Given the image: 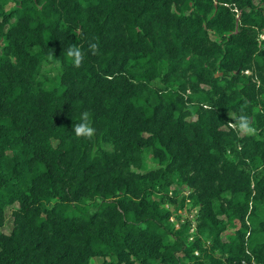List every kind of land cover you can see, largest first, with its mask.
Wrapping results in <instances>:
<instances>
[{
	"label": "trees",
	"instance_id": "1",
	"mask_svg": "<svg viewBox=\"0 0 264 264\" xmlns=\"http://www.w3.org/2000/svg\"><path fill=\"white\" fill-rule=\"evenodd\" d=\"M207 2L15 0V25L0 10V227L6 207L13 219L0 230V264H220L209 250L228 264H264V175L251 188L242 168L264 149V91L242 73L254 44L242 30L225 35L227 9ZM72 45L79 66L67 57ZM42 62L60 71L35 92ZM229 110L248 116L251 135L238 137ZM85 113L90 138L74 132ZM146 150L158 165L141 171ZM184 170L202 199L230 192L246 204L255 192L247 240L242 229L231 242L208 203L211 245L186 242L189 224L175 229L155 197Z\"/></svg>",
	"mask_w": 264,
	"mask_h": 264
},
{
	"label": "rangeland",
	"instance_id": "2",
	"mask_svg": "<svg viewBox=\"0 0 264 264\" xmlns=\"http://www.w3.org/2000/svg\"><path fill=\"white\" fill-rule=\"evenodd\" d=\"M211 1V3H217L218 5L227 9L225 16L220 23V29L228 35V33H234L237 36L241 33V30L245 33L248 39L251 41L253 46V58L246 62L247 68L242 71V73L249 77L251 81H254L260 91H264V11L259 14V11H251L252 8H256L259 0H251V7L245 8L243 0H202V4L206 7V2ZM208 3V2H207ZM15 0H0V10L8 13L10 15V21L12 25L17 23V14L15 12ZM213 14V9L208 12V17ZM248 15V16H247ZM219 19V14L217 15ZM247 19L245 20V17ZM243 28V29H241ZM213 29H208V37L210 39L214 38ZM7 42L3 40L2 45ZM30 50H35L34 47ZM60 71V64L55 63H45L42 62L36 69V74L34 77L33 90L37 92L39 88H49L51 87L55 76ZM152 85L163 84L161 77L154 79L151 82ZM201 88L206 89V85L200 83ZM177 87V85H175ZM200 92V91H199ZM193 94L192 89L189 85L186 88L184 95ZM264 95V94H263ZM206 107V105H205ZM256 110V109H254ZM264 111V109L262 110ZM230 122L228 125L237 132L238 137L247 138L248 135L253 133L251 131H245L239 128L238 117L240 116L237 112L232 110L228 111ZM257 139L260 141L258 144V150L264 147V122L261 128L258 130ZM111 148L110 146H106ZM229 155V152L227 150ZM158 165L157 159L152 155L150 150H146L142 155L141 164L138 167L141 171H145L156 167ZM245 169V174L249 176L251 180V188L253 183L258 181L264 175V149L260 158H255V160H250L247 165L242 167ZM190 173L184 170L182 176L176 178L174 190L173 187L170 189L157 188L155 191V197L163 201V205L169 208L172 212L169 222L174 226L175 229L179 227L181 223L189 224L188 236L185 239L187 243H192L195 241V237H198L201 241L202 246L209 247L212 241V232L209 225L202 219L204 215L205 206L209 203L212 208V213L217 219L215 222L217 225L225 224L224 235L232 241L240 240L241 237L237 236L240 230L244 229L247 231L244 235L245 240L248 239V235L251 229L250 213L253 210L252 193L249 198H247V203H244L243 195H235L230 192H223L218 198L202 199L197 196L198 190L196 185L189 184L187 181V176ZM183 200V205L179 206V203ZM172 201V202H171ZM262 203V202H261ZM264 203L260 204L263 205ZM12 207L5 208V219L3 225L0 227L1 232L9 233L12 229ZM236 215V217H233ZM232 217V218H231ZM230 219V220H229ZM229 220V222H227ZM199 224L201 226H199ZM194 255H198V250L194 252ZM208 257L220 259V264H228L225 260V255H223L218 250H209ZM207 257V258H208ZM206 258V259H207ZM109 258H103L101 256H93L89 264H105ZM185 264H189L190 260L185 259L183 261ZM252 264H259L255 261H251ZM153 264H162L159 261H155Z\"/></svg>",
	"mask_w": 264,
	"mask_h": 264
},
{
	"label": "clouds",
	"instance_id": "3",
	"mask_svg": "<svg viewBox=\"0 0 264 264\" xmlns=\"http://www.w3.org/2000/svg\"><path fill=\"white\" fill-rule=\"evenodd\" d=\"M90 47L95 49L97 47L96 44H91ZM67 57L72 59L76 66H79L83 60V55L81 49L75 45L69 46L67 49ZM51 58V56H50ZM238 125L239 128L245 131H251V127L249 124V118L247 115H240L238 117ZM95 129L90 126L87 120V114L80 123H77L74 127V132L77 136H85V137H92Z\"/></svg>",
	"mask_w": 264,
	"mask_h": 264
}]
</instances>
